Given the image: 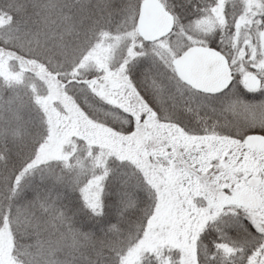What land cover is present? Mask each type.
<instances>
[{"label":"snow or ice","instance_id":"6c2138e0","mask_svg":"<svg viewBox=\"0 0 264 264\" xmlns=\"http://www.w3.org/2000/svg\"><path fill=\"white\" fill-rule=\"evenodd\" d=\"M34 7L36 32H0V61L54 74L95 132L56 159L41 137L6 169L0 264H193V241L194 264H264V0H102L85 37L103 64L90 43L54 64L40 37L77 22Z\"/></svg>","mask_w":264,"mask_h":264},{"label":"trees","instance_id":"16d2710c","mask_svg":"<svg viewBox=\"0 0 264 264\" xmlns=\"http://www.w3.org/2000/svg\"><path fill=\"white\" fill-rule=\"evenodd\" d=\"M54 2L77 22L76 30L71 33L64 32L62 40L58 36L56 42H45L44 37H40L43 50L55 64L71 60L79 46L85 43L93 45L97 40L95 37L86 39L85 31L92 20L101 15L96 6L102 0H54ZM107 2L116 8L119 7L122 0H107ZM44 3H48V0H0V32L6 31L10 24H19L25 32H36L40 9L34 5ZM17 4L24 5L22 15H18L14 10ZM56 31L60 33L63 30L57 28ZM15 51V49L10 52L6 50L12 55V57H8L7 64L14 74H21L19 80L14 82L0 74V182L6 175V169L11 170L20 157L28 152L31 145L39 138H45L48 133L45 115L42 114V108L34 103L33 94L29 88L32 83L38 84L37 86L41 85L39 77H36L25 64H21L13 58ZM49 75L61 84L62 88L65 87L64 83L58 81L54 74ZM9 81H12L15 86H10ZM65 93L83 110L82 98L70 91H65ZM74 142L76 145L74 144L71 154L76 152L77 145L81 140ZM213 236H215L214 232ZM213 236L203 243L210 244Z\"/></svg>","mask_w":264,"mask_h":264},{"label":"rangeland","instance_id":"374dc122","mask_svg":"<svg viewBox=\"0 0 264 264\" xmlns=\"http://www.w3.org/2000/svg\"><path fill=\"white\" fill-rule=\"evenodd\" d=\"M238 2V0H233ZM93 45H96L94 56L98 64H103L107 58V46L98 43L96 40ZM8 57H12L10 53H5V58L0 61V74L8 77L15 82L19 80L21 74H14L7 64ZM25 66L29 67L25 64ZM30 68V67H29ZM21 70V68H19ZM33 71V70H32ZM18 78V79H17ZM40 86L30 84L29 88L33 94L35 104H38L45 115L48 133L46 137L52 136L53 139L44 149V156L49 159L60 158L63 155H70L74 149V141L81 140L88 143L86 135L91 136L95 130L92 126V121L88 119L85 112L77 105L74 100L65 93L64 87L53 80H46L39 77ZM51 120V125L48 121ZM51 127V131L49 128ZM189 256L195 261V242L188 249Z\"/></svg>","mask_w":264,"mask_h":264},{"label":"water","instance_id":"95a60500","mask_svg":"<svg viewBox=\"0 0 264 264\" xmlns=\"http://www.w3.org/2000/svg\"><path fill=\"white\" fill-rule=\"evenodd\" d=\"M247 196H248V198H251V194L249 193V194H246Z\"/></svg>","mask_w":264,"mask_h":264}]
</instances>
